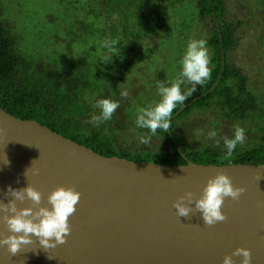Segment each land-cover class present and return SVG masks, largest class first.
Instances as JSON below:
<instances>
[{"label":"trees","instance_id":"trees-1","mask_svg":"<svg viewBox=\"0 0 264 264\" xmlns=\"http://www.w3.org/2000/svg\"><path fill=\"white\" fill-rule=\"evenodd\" d=\"M83 1L85 7H76L73 18L63 23L57 24L54 17L34 20L31 33L25 32L37 40L34 46L38 48L31 51L13 33L11 22L16 20L18 27L20 17L10 11L4 15L0 9V109L36 121L107 158L170 166L187 165L188 161L264 165V132L252 137L245 152L238 154L236 149L227 159L224 146L191 150L182 132V123L194 113L214 115L217 123H247L258 117L264 123L260 92L248 89V74L234 64L241 45L238 30L243 27L255 30L262 45L260 57H264V26L254 23L257 14H264V0H235L250 12L246 21L230 18L231 0ZM150 39L158 46L151 45ZM199 39L206 40L211 51L210 78L176 106L167 131L158 130L153 136L135 126L138 110L153 105L145 102L127 108L129 120H121L116 111L111 120L99 124L92 120L99 115L94 98L118 101L116 76L131 86V76L138 74L130 69L135 64L139 69L146 66L147 74L155 73L157 66L164 67L159 81L180 77L186 45ZM105 41L113 47L104 48ZM163 61L167 66H162ZM141 136L155 149L132 151L123 146L129 140L140 142Z\"/></svg>","mask_w":264,"mask_h":264},{"label":"water","instance_id":"water-1","mask_svg":"<svg viewBox=\"0 0 264 264\" xmlns=\"http://www.w3.org/2000/svg\"><path fill=\"white\" fill-rule=\"evenodd\" d=\"M261 166L192 161L170 166L107 158L0 109V200L11 199L5 196L9 186L34 187L42 193L41 206L48 207V195L57 187L81 193L66 243L46 252L34 238L15 256L0 247V264H223L241 247L251 250V264H264ZM217 172L245 189L238 201L225 199L227 219L208 226L194 205L189 217H179L174 207L179 198L188 192L200 198ZM17 206L32 205L17 201ZM3 215L0 238L11 234ZM233 260L241 264L242 257Z\"/></svg>","mask_w":264,"mask_h":264},{"label":"clouds","instance_id":"clouds-1","mask_svg":"<svg viewBox=\"0 0 264 264\" xmlns=\"http://www.w3.org/2000/svg\"><path fill=\"white\" fill-rule=\"evenodd\" d=\"M102 46L111 49L113 43L105 41ZM208 64L207 41L204 39L190 41L180 60L179 75L181 80L186 79L190 82L192 88L187 92H182L178 83L160 86V100L138 110L135 126L148 130L153 136L157 134L158 130L167 131L171 126L172 113L176 106L183 104L187 97L195 91L196 85H203L210 78L211 72ZM120 96L127 97L128 91L122 90ZM96 107L99 109V115L93 116L92 120L99 124L112 119L113 113L119 107V102L102 99ZM196 134L197 136L201 135L202 130L197 129ZM207 137L215 140L217 132L209 131ZM246 139L245 129L240 126L234 129L231 138L224 137L225 159L231 157L237 146L243 145ZM146 142L147 140L141 136L140 143ZM4 163H9L6 157ZM259 168H264V166ZM244 191V188L233 185L229 175L217 172L214 177L208 180L200 198L197 199L192 192H188L179 198L174 207L177 215L184 218L189 217L195 209L200 213L201 219L206 225L213 226L227 219L222 211L225 199L231 198L238 201ZM5 196L11 197V199L8 200V203L0 200V212L4 214L3 221L11 234L0 238V247H6V250L15 256L23 246L32 244L34 238L46 252L66 243L67 236L71 233L69 218L76 211V205L81 198V193L74 187L60 186L54 189L47 198L50 207L41 206L42 193L30 185L23 189H13L9 186ZM17 201L20 203L31 201L32 206L18 208ZM233 256L242 257L241 264H251L250 249L243 247L235 249L232 255L224 257L223 264H235Z\"/></svg>","mask_w":264,"mask_h":264},{"label":"rangeland","instance_id":"rangeland-1","mask_svg":"<svg viewBox=\"0 0 264 264\" xmlns=\"http://www.w3.org/2000/svg\"><path fill=\"white\" fill-rule=\"evenodd\" d=\"M84 3L85 2L83 0H0V9H3L4 15L10 11L9 13H14L20 17V25L18 27H16V20L11 22L12 27L15 29L13 33L19 40H21V42L27 43L28 50L31 51L32 48H38V46H34L37 44L35 42L37 40L34 35H29L25 32L31 33L32 30L30 28L34 20H40L43 17H54L57 24L63 23L64 21H68L73 18V10L76 7H85ZM229 3L230 18L233 21H246L249 18L248 15H250V12L246 6L238 4V1L235 2V0H231ZM255 17L256 18L254 19L258 20H255L254 23L264 26V14H257ZM22 19L25 20L22 21ZM238 36H240L241 45L239 50H237L238 53L234 55V64L238 68L245 70L249 77L248 89L255 94L260 92V96L263 97H260V100L264 102V57H260L262 53V45L260 44L261 42L258 41V36L255 34V30H250L248 27L239 29ZM262 39H264V37ZM148 42L155 47L158 46L156 40L150 39ZM44 45L49 47V44L46 42H44ZM54 47H57L55 43ZM207 53L209 58L208 67L210 69V49H207ZM160 66L156 67L154 71L155 73L147 74L146 66H143L141 69H139L135 64H132L130 69L132 68L133 71H137L138 74L131 76V79L129 80L131 86H129L128 82L126 84L124 80L116 76V81L118 84L117 93L119 94L118 102H120V99L122 100L121 102H123V104H120L116 110V114L121 117V120H129V118H127L128 116L125 114V111L130 106L138 107L137 104L143 105L144 102L146 104H154L158 102L160 100V86H169L170 83H178L182 92H187L192 88V84L190 82H188L186 79L181 80L180 77H176L175 79L167 77L166 80L159 81L158 74L164 70V67ZM162 66H167V62L163 61ZM153 81L155 84L151 85V82ZM152 88L155 92L150 91ZM122 90L128 91L127 97L120 96V92ZM146 90H148L150 98L146 96ZM156 90H158V93H156ZM141 93H143L144 97L141 96ZM100 100H102L100 96L94 98V104ZM135 100H137V102H135ZM128 102L133 103L129 104ZM215 121L216 117L214 115L200 116L198 113H194L189 120L182 123V132L185 134L184 139L191 150H202L208 147L215 149L219 146H224L223 138L226 136L231 138L233 136L234 129L237 126H240L245 129L247 139L243 145L237 146L236 153L239 154L245 152L249 148L253 136H259L264 132V123L262 117L252 118L251 121L247 123H231L225 120L217 123ZM197 129L202 130V134L199 136L196 134ZM213 130L217 132V137L215 140L209 139L207 137V132ZM129 141L130 143L128 142L123 146L127 149H131L132 151L155 149L153 143L149 141L146 143H136L131 140ZM136 144L138 146H135Z\"/></svg>","mask_w":264,"mask_h":264}]
</instances>
